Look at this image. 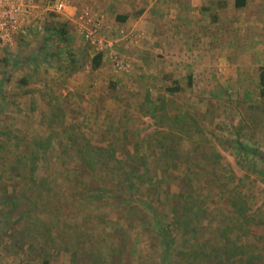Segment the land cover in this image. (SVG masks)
Returning <instances> with one entry per match:
<instances>
[{
	"label": "rangeland",
	"instance_id": "obj_1",
	"mask_svg": "<svg viewBox=\"0 0 264 264\" xmlns=\"http://www.w3.org/2000/svg\"><path fill=\"white\" fill-rule=\"evenodd\" d=\"M35 1L37 16L33 24L26 28L25 36L18 38L12 47L0 46L2 95L6 96L5 90L14 91L18 87V102L22 104L20 112L14 116L13 109L7 106L1 120L4 127L10 128L12 124L9 122L20 117L19 134L22 131L29 134L27 137L11 136L9 133L0 135V147H9L0 151L1 158L6 157L5 166H0V177L9 179V182L14 179V186L18 183L19 188L24 182L27 183V178L33 176L34 172L35 176L48 174L57 177L56 181H60L58 186L63 190L58 189L64 195L58 190L53 192L45 205L52 208L54 200L61 201L68 193V200L60 206L64 212L61 217L80 225L82 241L77 244L78 251L80 245L82 249L88 247L87 233L91 228L104 225V229L110 231V240L125 239L127 242L124 245L131 247L133 263L129 261L128 264H185L183 259L186 254L193 255L195 251L200 257L194 264H264V163L246 154L242 148L245 145L264 151V95L260 93L259 82L264 55L259 56V62L248 55L246 61L250 67L244 70L243 75H239L234 66L228 73L222 65L212 67L210 77L213 87L209 94L197 96L198 88L195 94L177 91L178 96L170 99L171 102L167 99L164 110L156 109V115L139 116L135 113L126 125L115 118L104 122L105 129L111 135L107 139L112 140L110 144L114 151L100 168L106 177H103V173L101 177H89L84 173L87 169L77 167L74 162V149L63 152L68 140L60 133L65 124L73 119L59 120L55 115L44 120L41 116L43 99L36 105L39 111L37 120L29 118L27 113L32 111H29L30 106L25 104V97H22L27 95V85L31 81L50 77L51 81H55V86L49 88L50 99L47 97L51 101V107L48 105L47 110H50L49 116L58 112L55 104H64L67 108L72 106L67 111L70 116H80L75 122L76 127L83 125L90 131L92 127L103 128L98 127L97 121L103 111L97 112L89 103H82L85 92L91 93V87L86 85L82 88L79 83H69L63 74L56 76L61 69H68L73 64L74 58L73 61H59L64 60L62 58L66 55H63V51H69L67 47H77L79 44L84 47L80 50L82 54L75 58V66L77 63H81L80 66L88 63L90 54L84 58L83 53L90 44L75 27L76 15H80V10L87 5L78 6L76 0H67L68 10L71 11L73 7L72 11L75 12L67 20L69 18L65 16L46 11L47 0ZM93 11L98 15L96 9ZM60 29H64L63 33ZM124 45L118 50L131 61L133 68L129 50L142 44ZM90 48L93 50L91 45ZM106 61L108 65L103 71L109 70L114 75L109 60ZM131 70L128 74H131ZM222 77L224 83L229 81L226 89L217 86ZM114 82L110 78V87L116 90L117 84ZM19 84L22 86L19 87ZM70 86L82 91L73 93L68 89ZM63 88L69 90L71 95L61 100ZM114 108L120 116L123 115L121 112L124 109ZM128 129L133 131L132 134H137V137L130 135L131 141L128 139L131 134ZM140 129L147 133V140L146 136L141 137L143 132ZM50 130L51 134L47 136ZM79 139L82 143L90 140L83 136ZM140 140L146 142V150L131 152V143L139 144ZM14 142L20 149L19 154L10 150ZM38 143L47 145L45 152L39 151L37 154L25 151ZM18 149L14 147V151ZM116 150L118 153L115 154ZM22 152L28 162L25 165L22 163L19 168L16 165L17 155ZM11 153L14 157L10 156ZM33 153L37 154L34 160L38 169L31 171L30 158ZM61 177L69 179L64 183ZM1 185L5 187L0 182V190ZM72 185L76 187L71 188ZM70 193L75 194L74 199L69 196ZM152 211H156L162 224L172 233L167 243L162 242L163 237ZM2 224H8V221H2ZM122 228L130 231L123 233ZM3 241L4 237H0L1 260L5 259L8 251L2 245ZM140 241L142 246L139 245ZM118 250L117 244L111 247V253Z\"/></svg>",
	"mask_w": 264,
	"mask_h": 264
},
{
	"label": "crops",
	"instance_id": "obj_2",
	"mask_svg": "<svg viewBox=\"0 0 264 264\" xmlns=\"http://www.w3.org/2000/svg\"><path fill=\"white\" fill-rule=\"evenodd\" d=\"M75 3L78 6L87 5L93 10L96 9L106 22L114 26H134L143 30L146 35L140 47L129 50L133 59L131 74L113 73L112 75L109 70L103 71L108 64L106 58L102 56L100 64L93 68L90 61L96 53L90 45H87L83 53L84 58L88 53L90 54L88 63L82 66H80L81 63L75 66V58L82 54L80 50L84 47L79 44L77 47H67L69 51H63L65 52L63 55L66 56L62 58L64 60L59 61L65 62L67 59L73 61V58L74 61L68 69L63 68L57 72L56 76L63 74L69 83H79L82 88L86 85L91 87V93L86 94L84 91L82 103H89V106L97 109V112L103 111L97 119L98 127H103L101 129L92 127L90 131L83 128V125L76 127L75 122L80 116L75 114L74 118L67 112L72 106L67 108L64 104L58 103L59 106L55 104L58 112L48 115L50 112V110L47 111L48 105L51 107V101L47 99L49 88L55 86V81H51L50 77L31 81L27 85L28 97L22 96L25 97V104L30 106L29 111H32L27 113L29 118L37 120L39 111L36 105L43 99L41 116L44 120H49L55 115L59 120L73 119L72 122L65 124L60 133V136L68 140L63 147V152H71L74 149L76 151L73 157L74 162L79 168L85 167L87 170L84 173L89 177L90 175L101 177L102 173L103 177H106L100 168L103 167L102 162L109 159L110 153L114 151L110 144L112 140L107 139L111 135L109 130L105 129L104 122L115 118V120H122L126 125L135 113L139 116L156 115V109L164 110L167 99L171 102L170 99L178 96L177 91L195 94L198 88L197 96L209 94L213 87L210 77L212 67L222 65L228 73L234 66L240 72L238 74L243 75L244 70L250 67L246 61L248 55L255 57L258 62L259 56L264 55V0H76ZM84 3H90V5ZM70 10L72 11L73 7ZM71 11L68 10V13L74 12ZM71 18L70 16L66 19ZM63 30L60 29V32L63 33ZM180 73L183 76L180 77ZM110 78L112 82H114L113 79L116 80L114 82L117 84L116 90L110 87ZM185 81H187L186 84ZM58 82L61 83V81ZM228 83L229 81L224 83L222 77L217 86L226 89ZM21 84L19 87L22 86ZM74 88L68 87L74 91L73 93L82 91L74 90ZM13 90H5L4 97L0 87V120L4 118V109L7 106L13 109V116L20 112L19 107H22V104L18 102L20 100L17 94L18 87ZM62 90L61 100L71 95L69 90L64 88ZM113 107L124 109L121 112L123 115L120 116ZM19 120L20 117L11 120L10 128L4 127V122L2 123L1 120L0 135L9 133L11 136L27 137L29 134L24 131L19 134L21 132L18 126ZM145 126L146 124L144 128ZM139 131L143 132L140 134L141 137L146 136L147 140V133L142 129ZM130 132L129 141H131L130 135L137 137L136 132L134 134H132L133 131ZM47 133L49 136L51 130ZM121 134L126 136L122 132ZM81 136L90 140L86 139L85 143H82L79 139ZM141 141L139 144L131 143L130 151L146 150V142ZM6 147H0V151H5ZM14 147L18 149L15 142L10 146L11 152L19 154L20 149L14 151ZM46 147L47 145L38 143L36 147H28L25 151L30 150L29 152L38 154L39 151L45 152ZM87 150L91 156L90 165L82 157ZM23 153L17 155L19 156L17 162L21 156H25ZM116 153H118L117 150ZM10 156L14 157L12 153ZM86 157L90 158L88 155ZM102 157L104 158L101 160ZM30 161L35 160L30 158ZM5 162L6 157L2 159L0 153V166L4 167ZM34 167L38 169L36 161ZM64 167L66 168V164ZM34 173L33 176L29 175L27 183L24 182L21 188L18 183L14 186V179L9 182V179L0 177V182L5 185V187L1 185L0 190V237H4L2 245L8 249L5 259H0L1 264H128L129 261L133 263L131 247L124 245L127 241L116 238L110 240V231H106L104 225L91 228L89 232L85 231L89 235L88 247L82 249L80 245L78 251L77 244L82 241L80 225L68 222L61 217L64 212L61 211L60 206L68 200V193L62 198L63 202L54 200L52 208H48L45 202H49L52 193L63 190L60 185L58 186L60 181H56L57 177L48 174L35 176ZM61 178L60 180L64 183L69 179V177ZM75 187L71 186V188ZM74 195L70 193L69 196L74 199ZM2 221H8V224H2ZM121 230L123 233L130 231L126 228ZM116 244L119 250L111 253V247ZM140 244L142 246L143 243L140 241ZM120 245H122L121 248Z\"/></svg>",
	"mask_w": 264,
	"mask_h": 264
},
{
	"label": "built area",
	"instance_id": "obj_3",
	"mask_svg": "<svg viewBox=\"0 0 264 264\" xmlns=\"http://www.w3.org/2000/svg\"><path fill=\"white\" fill-rule=\"evenodd\" d=\"M68 5L67 0H47L44 8L69 18L75 12L69 14ZM36 8L35 0H0V46L12 47L18 38L25 36L26 28L33 24L37 16ZM75 27L96 54L109 60L114 74L131 70V61L118 49L124 44L140 46L145 39L144 31L122 25L113 27L88 6L76 15Z\"/></svg>",
	"mask_w": 264,
	"mask_h": 264
},
{
	"label": "trees",
	"instance_id": "obj_4",
	"mask_svg": "<svg viewBox=\"0 0 264 264\" xmlns=\"http://www.w3.org/2000/svg\"><path fill=\"white\" fill-rule=\"evenodd\" d=\"M100 62H101V55L97 53L93 57V59L91 61L92 67L93 68L97 67L100 64ZM260 71H261L260 72V75H259V77H260V84H261V91H260V93L262 95H264V67H262ZM242 148H243V151L246 152V154L252 155L254 157H257V159H259V161L261 163H264V151H261L260 149H251L249 147H246L245 145ZM86 155H88L90 158L87 159ZM35 157H36V153H33V155L31 156V159L33 160V159H35ZM82 157H83V159L85 161H87V164H89V165L91 164V156H90V153H89L88 150L86 151L85 154L84 153L82 154ZM27 162H28V160L26 159V155L25 156H21L19 158L18 162H17V166H19V168H20V165L22 163H24V165H25V163H27ZM31 164L32 165H31V168L30 169L32 171L35 168L34 165H33L34 164L33 161L31 162ZM151 213L153 215L152 217L155 220L156 225H158L159 232H160L161 236L163 237L162 238V242L163 243H167L171 239V237H172L171 234L172 233H170V231L167 229V227L162 224L161 217L156 213V211L155 212L152 211ZM193 255H195L194 258H193ZM193 255H191L190 253H187L186 254V258L183 257V258H185V259H183V261H185L184 263L185 264H194L195 262H197L198 261V258L200 257L198 251H197V253H196V251L193 252Z\"/></svg>",
	"mask_w": 264,
	"mask_h": 264
}]
</instances>
